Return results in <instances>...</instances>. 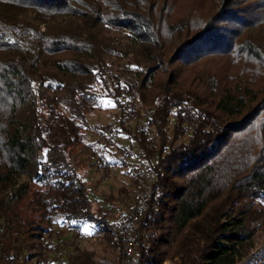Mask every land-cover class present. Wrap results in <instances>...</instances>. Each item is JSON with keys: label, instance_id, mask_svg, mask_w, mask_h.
<instances>
[{"label": "trees", "instance_id": "trees-1", "mask_svg": "<svg viewBox=\"0 0 264 264\" xmlns=\"http://www.w3.org/2000/svg\"><path fill=\"white\" fill-rule=\"evenodd\" d=\"M103 25L132 32V59L145 65L135 78L112 73ZM263 33L264 0H0V231L18 242L3 251L17 262L37 244L27 259L52 264L45 235L61 233L60 217L119 245L68 153L107 97L147 161L137 264H238L264 225ZM23 178L24 192L39 185L33 218L6 202Z\"/></svg>", "mask_w": 264, "mask_h": 264}, {"label": "rangeland", "instance_id": "rangeland-1", "mask_svg": "<svg viewBox=\"0 0 264 264\" xmlns=\"http://www.w3.org/2000/svg\"><path fill=\"white\" fill-rule=\"evenodd\" d=\"M180 11L181 9L177 8V13ZM250 15L254 16L255 13ZM22 17L29 21V18H32V12H26ZM78 22L83 21L78 20ZM68 25L71 29L76 27L74 23ZM45 27V23H42L41 28L44 29ZM58 29L55 28V30ZM97 34L104 42L103 54L112 73H119L125 78H135L136 72L145 65L143 61L137 64L132 59L133 41H135L132 32L103 25L98 27ZM262 35L264 36V33ZM140 107V113L143 116L130 118L127 124V127L134 131L137 121L139 123L145 122L147 106ZM85 124H87L85 126L89 135L85 145L70 146L68 153L74 167L83 176L88 186L89 194L94 202L93 206L101 208L108 215L109 221L115 229L119 245L116 242L110 243L96 231L95 227H89L87 222L81 223V230H78L69 225L77 224V221L70 222L60 217L52 224V227L56 230H62L61 233L52 236L45 235L50 244L57 247V249H52L46 258L53 257L55 260L52 264H63L68 261L71 253H78L80 250H92L94 252L93 264H120L122 244L116 224L119 222V215L122 211L133 210L143 205L145 181L149 180L147 161L143 157L141 147L121 127L120 110L109 98L104 97L102 106L87 114ZM82 131H85L84 127ZM170 133L172 134L171 129ZM154 134L151 132V136ZM121 159L130 164L128 166L115 165L116 161L121 163ZM141 179H145V181L139 184ZM23 181L25 178L13 189L7 191L5 194L6 202L10 204L11 208L20 211L24 217L33 218L28 209V204L39 185L31 182L27 191L24 192L23 189L19 188ZM18 194L22 196L18 197ZM137 194L141 196L139 201H136L135 198ZM34 215L38 218L36 214ZM12 239L8 233L3 234V230L0 231V264L37 263V258L27 259L28 254L39 252L38 249H35L37 244L31 243L34 245L28 247L22 253V259L17 262L13 259V249L8 252L3 251L4 246L11 243L18 245V242H14ZM174 260L177 261L178 258L176 257ZM171 263L172 261L168 257L165 264ZM238 264H264V225L258 228L254 245Z\"/></svg>", "mask_w": 264, "mask_h": 264}, {"label": "built area", "instance_id": "built-area-1", "mask_svg": "<svg viewBox=\"0 0 264 264\" xmlns=\"http://www.w3.org/2000/svg\"><path fill=\"white\" fill-rule=\"evenodd\" d=\"M136 201L141 200V196H135ZM144 214V209L139 206L133 210L122 211L119 215L118 235L122 244V257L120 264H137V238L135 227Z\"/></svg>", "mask_w": 264, "mask_h": 264}, {"label": "bare ground", "instance_id": "bare-ground-1", "mask_svg": "<svg viewBox=\"0 0 264 264\" xmlns=\"http://www.w3.org/2000/svg\"><path fill=\"white\" fill-rule=\"evenodd\" d=\"M117 227V230H118V226H116ZM118 232V231H117Z\"/></svg>", "mask_w": 264, "mask_h": 264}]
</instances>
